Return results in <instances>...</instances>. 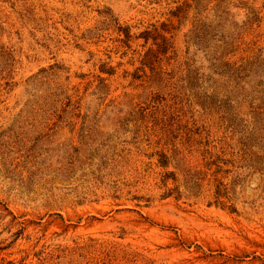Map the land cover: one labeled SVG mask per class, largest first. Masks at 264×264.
I'll use <instances>...</instances> for the list:
<instances>
[{"label":"rangeland","instance_id":"1","mask_svg":"<svg viewBox=\"0 0 264 264\" xmlns=\"http://www.w3.org/2000/svg\"><path fill=\"white\" fill-rule=\"evenodd\" d=\"M0 264H264V0H0Z\"/></svg>","mask_w":264,"mask_h":264}]
</instances>
